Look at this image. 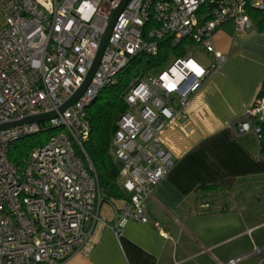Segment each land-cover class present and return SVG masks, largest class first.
I'll use <instances>...</instances> for the list:
<instances>
[{
    "label": "built area",
    "instance_id": "1",
    "mask_svg": "<svg viewBox=\"0 0 264 264\" xmlns=\"http://www.w3.org/2000/svg\"><path fill=\"white\" fill-rule=\"evenodd\" d=\"M118 1L0 0V124L56 111L77 91ZM250 11L264 14V0L126 4L81 97L45 123L0 132V264H63L76 253L86 254L101 229L118 236L131 222L149 221L147 203L173 166L161 136L224 62L213 46L216 30L230 22L237 34L246 33L253 26ZM164 39L182 54L132 81L123 94L127 109L117 120L111 156L129 199L105 203L83 148L90 133L87 108L135 57H158ZM197 53L213 57L208 67L194 59ZM263 120L264 98L258 96L229 127L259 142ZM50 130L20 165L9 161L15 143ZM262 252L264 245L226 264Z\"/></svg>",
    "mask_w": 264,
    "mask_h": 264
},
{
    "label": "crops",
    "instance_id": "2",
    "mask_svg": "<svg viewBox=\"0 0 264 264\" xmlns=\"http://www.w3.org/2000/svg\"><path fill=\"white\" fill-rule=\"evenodd\" d=\"M252 23L244 34H237L230 22L214 33V49L225 60L161 136L173 166L147 203L149 221L131 222L118 236L103 228L86 254L76 253L63 264H226L246 253V246L245 251L225 248L238 238L247 237V246L264 245L259 233L264 229V158L253 134L239 135L229 127L253 105L264 82V31ZM212 60L205 55L201 64L208 67ZM222 183L213 191L214 204L219 200L223 205L220 211L214 206L193 211L211 196L197 194L199 187ZM250 186L262 189L261 195H242ZM233 203L239 204V213L231 209ZM242 213L246 226L239 231L236 219ZM103 214L111 224L107 206ZM217 224L234 234L218 236Z\"/></svg>",
    "mask_w": 264,
    "mask_h": 264
},
{
    "label": "trees",
    "instance_id": "3",
    "mask_svg": "<svg viewBox=\"0 0 264 264\" xmlns=\"http://www.w3.org/2000/svg\"><path fill=\"white\" fill-rule=\"evenodd\" d=\"M249 14L257 23L258 30L264 31V14L255 11H250ZM167 40H162L158 57L150 58L139 55L131 60L129 65L118 75L116 83L102 89L94 102L87 108L90 133L88 139L83 143V148L95 170L100 193L105 203L111 200L129 199V196L121 190L119 185L120 165L111 156L112 136L116 129L117 120L127 109L123 101V94L132 81L161 66L171 55L180 56L182 54L180 49L169 48ZM258 96L264 98V82L260 87ZM260 127L261 138L258 142V148L260 157L264 158V120L260 122ZM50 134L51 130L19 140L9 149V161L15 165H20L36 147L47 140ZM223 185L222 183L201 186L196 190V193L202 195V193L208 192L211 193V198H214L213 195L216 192L213 191L221 189ZM205 205L209 207L207 210L215 206V204L210 203Z\"/></svg>",
    "mask_w": 264,
    "mask_h": 264
},
{
    "label": "water",
    "instance_id": "4",
    "mask_svg": "<svg viewBox=\"0 0 264 264\" xmlns=\"http://www.w3.org/2000/svg\"><path fill=\"white\" fill-rule=\"evenodd\" d=\"M129 1L130 0H119L118 1L117 6L114 9V11L112 12V14L108 20L107 26L104 30V33H103L101 41H100L99 49L96 53V56H95L91 66H90V68L86 74V77H85L83 83L77 89V91L69 99H67L61 106H59V108L56 111L44 113V114H39V115H32V116L25 117L19 121L0 124V132L6 131V130H9L12 128L20 127L23 125L35 124V123H37V124L38 123H45L51 119L56 118L58 114H62L66 109H68L70 106H72L81 97V95L84 93L85 89L87 88L88 84L90 83L91 78L93 77V74H94L95 70L97 69V67L100 63V60H101L103 52L107 46L108 39L110 37V34H111L112 28L115 24V21L117 20L120 12L123 10V8L126 6V4Z\"/></svg>",
    "mask_w": 264,
    "mask_h": 264
},
{
    "label": "rangeland",
    "instance_id": "5",
    "mask_svg": "<svg viewBox=\"0 0 264 264\" xmlns=\"http://www.w3.org/2000/svg\"><path fill=\"white\" fill-rule=\"evenodd\" d=\"M194 59L197 60V61H199V62H201V63H204V61H205V55H203L202 53H197V54H195ZM261 190L262 189H259V188L255 187V186H250L248 189H246V190H244L242 192V195L248 196L247 194H250V193L252 195H254V196L255 195L256 196L257 195H261L259 193ZM239 196H241V195L239 194ZM232 201L234 202V200H232ZM214 202H215L214 198H211V196H206L203 202L199 203L198 205H196L194 207V210L193 211H195L196 213H198V211L207 210V208H209V207H207V205H205V204L206 203H208V204L209 203L210 204H214ZM217 202L218 203L214 207L218 206L215 209L217 211L218 210L220 211V209H222L220 206H223V205L221 204V201L218 200ZM239 208H240V206H239V204L237 205V203H233L232 206H231V209L234 210L236 213H239L240 212V209ZM261 213H262V211L260 212V214ZM243 216L244 215L242 213L239 216V219H236V220H239V221H237L238 227H239V231L243 230L245 228V226H246L245 225L246 219L244 218L245 216L244 217ZM241 224H243V225H241ZM217 228H218V231H217L218 232V236H222L224 234H230V235L234 234V233H231L230 231H229L230 233L227 232V231H224L222 228H220V224H217ZM233 228H234V226L231 227V230ZM219 230H223V231L221 232ZM259 233L260 234H262V233L264 234V229L262 231H260ZM247 242H248V238L247 237H245V238H238L237 241H233L232 243H230L229 245H227L225 248H227V250H228V248L231 249V248L244 247L242 250L245 251L244 249H245V246H246L247 247L246 253L244 254V252H243V254H242V255H246V254H250L254 250V248H261L263 246V245L256 244V243L255 244H251L250 243V245L247 246ZM242 255H240V256H242ZM240 256H238V257H240ZM239 264H264V253L261 254L260 256H253V255H251V256H249L247 259H245L244 261H242Z\"/></svg>",
    "mask_w": 264,
    "mask_h": 264
}]
</instances>
